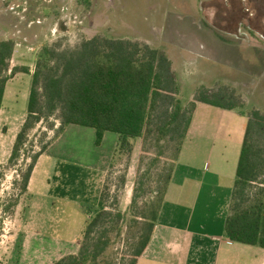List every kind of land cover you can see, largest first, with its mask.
<instances>
[{"label": "crops", "instance_id": "obj_1", "mask_svg": "<svg viewBox=\"0 0 264 264\" xmlns=\"http://www.w3.org/2000/svg\"><path fill=\"white\" fill-rule=\"evenodd\" d=\"M242 1L232 0L226 5L222 0H94L91 9L96 13L95 27L104 26L102 21L106 18L109 26L122 29L120 34L107 37L145 42L163 51L172 63L182 102L187 104L202 86L217 91L225 85L241 83L248 76L249 66L262 67V36L257 34L256 25L253 37L246 33L245 28L252 26L241 19ZM183 27L193 28L184 32ZM15 43L9 73L18 66L30 71L17 72L9 78L3 100L9 83L24 74L30 77L28 82L32 81L35 70L38 51L30 50L21 41ZM241 58L251 60L250 65L240 63ZM222 66L231 72L225 73ZM185 92H189L187 97ZM239 114L247 117L238 108L198 103L151 240L137 264H264L263 247L232 241L226 234L238 152L248 121V117L240 118ZM6 136L0 131V168L7 164L17 135L9 145ZM115 144L116 150L118 142ZM51 146L36 163L27 189L29 195L35 192L41 160ZM114 152L103 159L99 170L94 168L100 180L92 206L99 201ZM46 174L44 184L50 186L48 170ZM65 184L70 186L68 181ZM71 190L65 189L61 200L80 205L79 194ZM47 192L49 203L55 207L57 197L52 191ZM31 203V209L21 214L17 233L11 235L14 242L7 255L0 252V260L4 257L8 261L1 260L0 264H53L80 250L81 234L91 217L87 202H81L87 211L83 223L74 213H45L40 211L37 200Z\"/></svg>", "mask_w": 264, "mask_h": 264}, {"label": "trees", "instance_id": "obj_2", "mask_svg": "<svg viewBox=\"0 0 264 264\" xmlns=\"http://www.w3.org/2000/svg\"><path fill=\"white\" fill-rule=\"evenodd\" d=\"M15 45L13 39L0 40V107L9 78L17 72L30 71L26 66H18L8 74ZM199 102L225 109L244 106L233 90L224 87L213 91L204 86L184 104L170 59L145 42L95 35L75 45H64L61 41L46 44L37 56L26 118L9 161L17 165L30 131L52 118L60 120L56 137L68 125L76 124L95 128L100 144L105 133L111 131L119 136L117 150L125 153L133 150V140L137 138L148 139L153 135L158 140L168 136L169 142L177 140L176 154L169 172L162 174L157 200L148 204L144 212L132 211L135 217L144 220L127 263L137 264L151 240ZM247 117L226 234L232 241L264 248V112L254 108ZM50 143L32 156L23 178L24 191L39 157ZM121 183H126L125 176L121 177ZM253 183L258 184L257 189L248 191ZM138 195L137 192L132 205ZM106 197L103 188L98 201L100 209L87 221L79 252L53 264H95L106 252L111 243L110 233L119 229L123 217L120 210L116 213L108 210Z\"/></svg>", "mask_w": 264, "mask_h": 264}, {"label": "rangeland", "instance_id": "obj_3", "mask_svg": "<svg viewBox=\"0 0 264 264\" xmlns=\"http://www.w3.org/2000/svg\"><path fill=\"white\" fill-rule=\"evenodd\" d=\"M91 2L93 3L94 0H0V40H18L28 45L30 50H36L39 53L44 45L56 41H61L64 45H75L81 39L96 34L101 36L120 34L122 29L118 30L117 27L109 26L108 18V21L106 18L103 19L104 26L95 27L96 13L94 9H91ZM257 5L260 11L263 10L264 0H258ZM257 5L254 1L252 2L254 13L252 22L248 21L249 15L245 13L243 7L240 13L242 20L252 24V28H245L246 33L251 37L255 33L254 25L258 22L255 17ZM99 17L97 15V18L101 20ZM262 19L264 20V16ZM183 28L185 29L182 30L187 32L193 27ZM203 30L206 32L205 29ZM260 30L257 34L262 36V39L260 38L263 51L262 67L259 64L255 67L249 66L251 60L242 61L241 58L240 63L249 66L246 69L248 76L245 79L242 78L239 84L225 85L226 88L234 91L238 101L244 105L241 110L246 115L254 108H259L264 112V28ZM249 55L253 54L249 53ZM237 63H239L238 60ZM221 68L225 73L228 71V67L225 69L222 66ZM28 78H30L28 74H24L13 83H9L5 100L0 107V131L6 133L8 145L12 137L18 134L26 118L32 85L31 80L27 81ZM188 94L189 92H185L184 95L187 97ZM239 116L247 118L244 114H239ZM240 121L243 120L240 119ZM59 125L60 120L56 118L50 119L49 122H40L30 131L17 165L8 160L7 164L0 168V252L7 255L8 248L14 242L11 235L14 232L17 233L21 223V214L31 209V201L37 200L41 207L40 211L45 213H74L81 223L86 219L87 214V211L81 207V202H87V208L90 207V218L95 216L100 207L98 203L92 206L91 202L97 193L96 185L99 184L100 174L94 168L99 170L103 159L106 160L115 151L103 188L107 192L105 204L108 210L113 213L120 210L123 217L119 222V229L110 233L111 243L108 249L95 264H127L144 223V220L135 217L132 211L144 212L148 204L157 200L158 193H160L159 186H162L163 182L162 174L163 172L167 174L170 170L178 141L169 142L170 136L160 140L154 138L153 135L148 139L141 137L134 139L133 150L125 153L117 148L115 150V143L119 138L115 132L109 131L108 135L98 144L96 130L93 127L71 124L72 127L68 128L66 133L64 130L58 138L55 134ZM62 134L63 136L60 137ZM242 139H244V134ZM46 143L52 146L41 160L37 173L38 181L33 187L35 192L29 195L28 190L24 191L22 188L24 174L32 156L39 152ZM240 153L241 148L238 157ZM47 170L52 181L50 186L44 184L45 178L48 177ZM122 176L126 177L125 184L121 183ZM67 181L70 186L65 184ZM65 186L68 190L73 188L71 192L75 195L79 194L80 205H68L61 200ZM257 186V183H253L248 187V191H255ZM47 190L52 191L57 197L55 207L46 197ZM137 192L139 195L133 206ZM110 222L108 226H111ZM83 231L80 244L83 241ZM1 260L8 261V258L3 257Z\"/></svg>", "mask_w": 264, "mask_h": 264}, {"label": "flooded vegetation", "instance_id": "obj_4", "mask_svg": "<svg viewBox=\"0 0 264 264\" xmlns=\"http://www.w3.org/2000/svg\"><path fill=\"white\" fill-rule=\"evenodd\" d=\"M222 1L226 5H229L232 0H222ZM253 1L257 5L258 0H243L242 1L243 10L245 11L246 14L249 15L248 21H250V22H252V17H254L253 8H252V2ZM256 9H257V11H256L257 13L255 14L256 15L255 17L258 19V22L256 24V26L258 28L257 31H261L260 29L264 28V20L262 19L264 16V9L260 11L259 5H257ZM249 25H252V24H249Z\"/></svg>", "mask_w": 264, "mask_h": 264}]
</instances>
